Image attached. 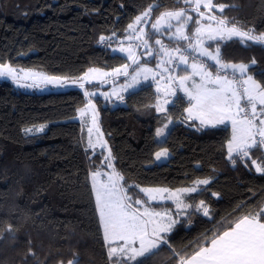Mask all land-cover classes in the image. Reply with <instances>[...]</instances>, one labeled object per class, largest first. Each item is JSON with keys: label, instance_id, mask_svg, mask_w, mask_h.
<instances>
[{"label": "trees", "instance_id": "1", "mask_svg": "<svg viewBox=\"0 0 264 264\" xmlns=\"http://www.w3.org/2000/svg\"><path fill=\"white\" fill-rule=\"evenodd\" d=\"M156 2L159 7L150 16L151 23L163 11L188 7L181 0H0V63L68 76L81 75L91 66L115 68L125 57L99 44V38L124 36L134 18ZM213 2L225 5L221 18L264 33V0ZM192 17L186 28L189 36L197 25L196 14ZM152 40L148 33L149 43ZM177 42L185 46L184 41ZM215 42L222 63L248 65L247 72L264 85L263 44L243 43L237 37ZM86 101L77 87L37 93L0 81V264H67L72 259L78 264H110L89 178L103 167L106 156L124 178L122 183L133 186L130 193L145 200L139 187L176 189L190 187L198 179L210 180L200 186L201 191L185 197L192 205L189 223L181 219L168 234L182 255H191L206 232L211 236L217 228L224 230L261 210L264 174L248 160L231 162L228 126L186 123L188 104L183 95L177 94L164 112L156 109L152 84L127 93L115 106L96 98L103 148L95 152L87 146L85 129L76 118ZM169 120L159 140L156 129ZM161 148L170 155L158 163L154 153ZM201 200L209 208L208 217L196 211ZM29 248L34 255H27ZM169 255L165 246L144 264H168Z\"/></svg>", "mask_w": 264, "mask_h": 264}, {"label": "snow or ice", "instance_id": "2", "mask_svg": "<svg viewBox=\"0 0 264 264\" xmlns=\"http://www.w3.org/2000/svg\"><path fill=\"white\" fill-rule=\"evenodd\" d=\"M185 5L190 7H182L178 10H166L160 13L155 22L152 23V28L156 33H161L163 29L171 30L173 27L172 21H176V32L173 38L176 40H187L188 48L199 50L201 56H206L210 60H215L219 68L216 70V76L213 78L212 72L206 70V65L201 63H194L191 65L192 73L180 77V83L183 87L185 81L191 79L194 75H200L204 83L199 85L195 92L187 91L189 97V107L185 109L192 118L199 119L201 126L223 124L226 120H231L233 127L232 138L228 141V158L235 164V156H239L241 160H251L258 173L264 174V158L253 159L254 150L264 149V118H257L264 116V85L257 84L251 76L244 81L243 94L239 93L234 87L235 80H230L227 75L221 76L222 69L232 68L234 71L238 70L241 74L249 67L246 64H224L221 62L220 50L217 48L216 53L208 51L207 48H202L203 40L201 34L205 28L201 24L200 19H196L195 23L200 25L195 29V47L193 37L185 34V28L188 21L193 20L194 17L188 15L189 11H194L201 19L206 18L205 13L201 11V6L204 9L211 11L212 8L218 7L221 12L225 5L214 4L213 0H184ZM159 7L158 2L149 4L148 8L135 17L133 23L128 25V30L137 34L139 39L143 41L144 47L152 54V50L148 44V33L143 28L137 29V25L141 23H150L148 19L154 10ZM216 22L218 27L213 28L208 25L210 32L208 39H216V35H220L221 39L224 35L230 38L232 36H240L245 39L253 40L257 43H264V33L259 35H252L253 29L244 31L241 29L239 22H232L228 18H221L217 20L216 16L207 17ZM229 25H231L229 27ZM101 41L105 37L101 36ZM157 45L161 46V51L167 54L166 46L161 40L155 41ZM121 51L125 49L121 48ZM180 52V48L175 49ZM129 59L133 63H137L138 58L129 50ZM179 61L181 64H187L188 57L180 52ZM171 63V60H169ZM252 63H255L253 60ZM128 65L122 68L113 69L116 75H128ZM157 68L161 65L157 64ZM179 65H177V68ZM168 71L167 68L164 69ZM23 70L12 68L10 65L0 63V77L10 76L14 83L19 84L21 79L33 80L39 78L46 83L56 84L61 87L65 86L68 81L60 77H49L41 73H20ZM97 69H90L89 72H96ZM141 71L148 73L153 70L150 68H142ZM107 75V74H105ZM88 73H85V77ZM163 78V76H161ZM83 79V77L81 78ZM135 80L136 77L134 76ZM147 79V76H145ZM75 82V81H74ZM91 82L90 80L88 81ZM171 82V78H170ZM251 82V83H249ZM214 85L208 87L207 85ZM21 87L39 86L38 84H21ZM80 84V87H83ZM131 87V85H129ZM159 92L160 89L157 88ZM89 93L85 91L87 97ZM246 100L247 104L241 106V101ZM168 103V101H165ZM235 105V111H233ZM260 106L259 108L257 106ZM251 108V113L248 112V107ZM94 108V106H92ZM157 111H163L162 108L157 107ZM240 113H244L241 118ZM96 122V116H93V123ZM167 125H165V128ZM43 128L36 129L42 131ZM98 130V129H97ZM164 128L156 129V136L164 135ZM28 131H32L29 129ZM92 129H89L91 132ZM167 150H162L156 153V158L159 160L162 156H167ZM109 161L111 157L108 158ZM247 167V163H245ZM99 173H93V190L95 191L96 210L99 217V224L103 233L104 247L106 248L107 257L110 264H144V261L158 255L163 247L170 249L168 257V264H264V208L257 213H248L238 218L234 223L230 224L226 229L221 230L217 228L209 236L206 232L204 234L203 243L197 241L198 247L191 255L181 254L170 243L169 233L173 231L174 226L178 223L177 219L173 218V214L169 211L157 212L152 210L150 204L155 201L157 197L160 199H169L175 203L177 209H187L192 205L185 204L181 193H192L201 191L199 185H208L209 179H202L193 182L192 187L180 188L171 191L167 188H140V192L144 193L147 200L140 198L138 195L131 194L130 189L133 187L129 185L126 189L120 181L124 178L116 172L115 168L109 176L107 185L101 188L96 187V176ZM167 193V195H163ZM217 195V193H212ZM240 206H238L239 209ZM196 211H203V215L208 217L210 215L209 208L205 205V201L201 200L199 204L195 205ZM222 227V226H221ZM7 231L13 234V227L7 226ZM2 238V235H0ZM12 238L15 239L14 234ZM29 243H31L29 241ZM27 255H34L29 248ZM75 257L76 254L73 253ZM61 264L63 262L61 261ZM67 264H78L76 259L68 260Z\"/></svg>", "mask_w": 264, "mask_h": 264}, {"label": "rangeland", "instance_id": "3", "mask_svg": "<svg viewBox=\"0 0 264 264\" xmlns=\"http://www.w3.org/2000/svg\"><path fill=\"white\" fill-rule=\"evenodd\" d=\"M182 2H184V0H181ZM218 6V5H217ZM188 7H190L188 5ZM145 11V10H144ZM175 11V10H173ZM201 11H203L205 13V17L204 19H201L198 14L194 11H189L188 12V15H191L192 16V13L196 14V19H200L201 20V24L205 26L202 34H201V39L203 40V44L201 45L202 48H207L208 51L212 52L213 54L216 53V50H217V47L215 46V41L218 40V39H221L220 35H216V39H208V36L210 34L207 26L208 25H212L213 28H216L218 27V25L216 24L215 21L213 20H210L208 19L207 17H211V16H216L217 17V20L218 19H221V17L219 16V12H221L219 10L218 7H214L211 9V11L207 10V9H204L203 6H201ZM150 20V17L148 18ZM156 20V19H155ZM155 20L152 22L154 23ZM190 21H188L189 23ZM152 23H142V25H138L137 26V29L139 28H143L145 30L146 33H150L152 36H153V40H152V43H149V47L151 48L152 50V54L150 55L149 54V51L146 50V48L144 46H141L140 45V42H142L141 39H139L138 35L133 33L132 31L126 30V33L124 36L122 37H115L114 35H108V36H103L105 37V39L103 41H101V37L99 38V44H103L105 45L106 47H108L110 50H115V51H120L121 53H124L126 54L125 57V62L115 68H112V69H104V68H99V67H96V66H91L89 68H87L85 70L84 73H82L81 75H78V76H68V75H60V74H50V73H46L42 70H39V69H36V68H26V67H21V66H12L8 63H3V64H6V65H10L12 68H15V69H18V70H23L20 75L23 76L24 73H41L43 75H46V76H49V77H60V78H63V79H66L68 81V83L61 87L59 85H56V84H51V83H46L44 81H42L41 79L37 78L35 80H33V78L29 77L28 79H21L20 80V83L17 84V83H14L13 80L11 79L10 76H2L0 77V81H5V82H8L10 83L14 88L18 89V90H21V91H26V92H37V93H41V92H48V91H52V90H64V89H68V88H73V87H77V88H80L84 91H87L89 93V95L86 97V104L81 107L79 110H78V114L76 116V118L80 121L81 125L84 127L85 129V132H86V139H85V142L87 144V146L92 149L94 152L95 151H98V150H101V148H103V145H102V142L99 138V134L97 132V126H96V122L93 123V116L95 115L96 118H97V112H96V105H95V99L96 98H99L101 99V101L104 102L105 105H109V106H112L114 104H122V99L120 98H115L116 96H119L121 93L124 92L125 88L128 87V82L129 79H130V83L131 81L134 82L135 80L132 79V75L138 73V76L141 74V80L142 78H144V81H142L143 83L144 82H149L150 81V76L152 75L153 72H148V73H145L143 71H141L142 68H150L152 69L151 67H149L150 64H147L146 62H142L141 61V58L143 57V59H153L155 61V57L158 56V55H161L162 57L164 56L165 51H161V46L160 45H157L155 43V41L157 39L164 41V40H168V41H184L185 43V46L183 47L185 49V54L187 57H188V62L187 64H181L180 65V61L178 60L177 63H173V74L175 75V72L177 73L178 71H182L184 70L186 66L188 67H191L189 66L192 62H195V63H201V61H195L196 59H190L191 57L189 56L190 54H193L196 58H198L197 60H202L203 63L206 65V70L208 71H215L214 68H211L209 67L208 64H213L215 65L216 64V61L215 60H210V59H207V57H201L199 56V50H193V49H190L188 48V41L187 40H176L173 38V34H175L176 32V21H172V24H173V27L171 28V30H168V29H163L161 33H156L154 31V29L152 28ZM147 25H149V30L147 28ZM188 25V24H187ZM200 25H196L195 29L197 27H199ZM231 25H229L230 27ZM187 28V27H186ZM186 28H185V34L186 33ZM195 29L193 31V34L190 36V37H193V42H194V47H195ZM242 29V28H241ZM148 30V32H147ZM150 30L152 31V33L150 32ZM244 31H247L249 29H242ZM260 33H255V32H252V35H259ZM136 36L137 40L134 39V40H130V41H125L126 38L130 37V36ZM188 35V34H187ZM128 36V37H127ZM232 37H237L239 38L243 43L244 42H247V41H253V40H250V39H245L243 37H240V36H232ZM229 38L227 36V34L224 35V38ZM130 39V38H128ZM122 42L121 44H119V42ZM121 45L119 47L125 49V51H121L120 49L121 48H116L115 45ZM264 45V43H261ZM207 45H210V47L212 49H210ZM179 46V45H178ZM214 47V48H213ZM216 47V48H215ZM129 50L135 54V56L138 58L137 60V63H133L130 59H129ZM167 57H166V61L165 62H162V64L164 65H168L169 64V60H176L175 57H176V54L174 51L170 50V49H167ZM161 52V53H160ZM124 65H128V69H127V72H128V75H124V74H120V75H116L114 72H113V69H117V68H122V66ZM177 65H179V67L177 68ZM90 69H97L98 71L96 72H89ZM228 71H234L232 68H228ZM247 71V69L245 70ZM236 72L238 73V76H239V82L237 84H235V88L237 89V91L241 94H243V86H247V85H244V81L247 80V78L251 75H247L246 72H244L243 74H241L238 70H236ZM85 73H88V76L85 77ZM107 74V75H105ZM154 75H156V73H154ZM145 76H147V79H145ZM83 77V79H81ZM252 77V76H251ZM252 79L254 81H256L253 77ZM91 81L90 83L88 81ZM75 81V82H74ZM251 83V82H249ZM257 83V82H256ZM21 84H38L39 86H33V87H21L20 85ZM80 84H83L84 86L83 87H80ZM88 85V87H87ZM97 85V86H96ZM92 87V88H91ZM109 89H111V91H109ZM101 97H111L110 99L108 98H101ZM113 97V98H112ZM184 97V96H183ZM187 99H189L188 96H186ZM185 98V97H184ZM163 103H165L164 101L162 102L161 99L159 100V98L156 100L155 102V105H156V108L157 107H160L162 108L163 110H165V106L163 105ZM247 104V101L246 100H242L241 101V106H244ZM94 106V108L92 107ZM258 108L260 107L259 105L257 106ZM233 111H235V105H233ZM248 112L251 113V108L250 106L248 107ZM186 116H189V114H187ZM244 116V113H240V117L242 118ZM193 118V117H192ZM261 118H264V116H260L257 118V123L259 122V119ZM170 122V120L168 121ZM186 123H189L188 120H185ZM224 123H227V121H225ZM216 125H220V124H216ZM207 126V125H205ZM92 129L91 132H89V129ZM161 128H164L165 127H161ZM165 132H166V129L164 130V135H165ZM160 136V137H157L159 140H161L163 138V136ZM232 135H233V131H232ZM162 150H165V148H161L159 150H157L155 153H154V161L155 162H163L165 160L168 159L169 157V152H168V155L167 156H162L159 160H157L156 158V153L157 152H160ZM261 150V151H260ZM260 150H254L253 152V159H257L258 157H260V155H264V149H260ZM262 153V154H261ZM109 156H106V160H105V164L103 165V167H99L97 168L96 170L92 171L89 175V178H90V183H91V187H92V192H93V197H94V202H95V206H96V199H95V191L93 190V179H92V174L93 173H99V175L96 176V187L97 188H101L102 186L104 185H107L108 183H110L109 181V176L112 174V170L114 167L113 165V162H112V159H110L109 161ZM236 160H241L238 158V156H235L234 154V157H233ZM249 162H251V160H248ZM232 162V160H231ZM241 162H244V160H241ZM252 165V163H251ZM253 166V165H252ZM254 170H256L255 166H253ZM116 170V168H115ZM117 173H119L117 170H116ZM121 176V175H120ZM120 184L124 185L122 183V180L120 181ZM125 186V185H124ZM194 186V185H193ZM201 186V185H199ZM125 188L127 189V187L125 186ZM140 188H144V187H139V191H140ZM146 188H152V189H157V188H154L152 186H149V187H146ZM171 191H175V190H171ZM142 193V192H141ZM143 196L145 195L144 193H142ZM187 194V193H185ZM163 195H167V193H164ZM182 197H183V200H184V193H181L180 194ZM146 200H147V197L145 196ZM163 202H166V203H170V206H165V207H161V208H154V207H151L152 210L154 211H157V212H165V211H169L173 214V218L174 219H177V221H180L182 219L183 222H186V223H189V220H186L187 218V212L190 208H187V209H184V208H181V209H177L175 203H173L172 200H169V199H160L159 197H157V199L155 201H152L151 203H163ZM184 203L185 204H188L187 202H185L184 200ZM199 204V203H197ZM262 208H264V205L262 206ZM202 215H203V211H199ZM186 220V221H185Z\"/></svg>", "mask_w": 264, "mask_h": 264}, {"label": "crops", "instance_id": "4", "mask_svg": "<svg viewBox=\"0 0 264 264\" xmlns=\"http://www.w3.org/2000/svg\"><path fill=\"white\" fill-rule=\"evenodd\" d=\"M139 15H141V14H139ZM138 16V15H137ZM134 20H135V18H134ZM134 20L131 22V23H133L134 22ZM141 25H142V23H141ZM138 26V25H137ZM128 37V36H127ZM128 38H130V39H128ZM128 38H126L125 39V41H130V40H134V39H136L137 37L136 36H130V37H128ZM137 40V39H136ZM149 42V41H148ZM177 42V41H176ZM178 43V42H177ZM189 43V42H188ZM179 44V43H178ZM122 45V44H121ZM121 45H119V44H117V45H115V47L116 48H121V47H119V46H121ZM140 45L141 46H144V44H143V41L142 42H140ZM208 46V45H207ZM209 47V46H208ZM210 49H212L211 47H209ZM214 48V47H213ZM112 52H115V53H119V54H121L122 56H126V54H124V53H121L120 51H115V50H111ZM215 54V53H214ZM199 56H201L200 54H199ZM202 58L203 57H206V56H201ZM154 59V58H153ZM163 59V60H162ZM162 61H161V63L162 62H165L167 59H166V57L165 58H163L162 57ZM208 59V58H207ZM142 60H144L143 59V57L141 58V61ZM147 60H150V59H147ZM152 60V59H151ZM195 62H192L189 66H191V65H193ZM233 64H236V65H239V64H242V63H233ZM156 65V61H154L153 62V64L152 65H149V67H153V66H155ZM180 65H181V63H180ZM185 69L184 70H182V71H178L177 73L175 72V75L173 74V76H172V78H173V82L174 83H176V84H178V85H180L181 86V83H180V77H182V76H185V75H190L191 73H192V67H188V66H186V67H184ZM208 71V70H207ZM153 73H152V75L149 77L150 78V81L149 82H142V81H144V78H142V80H141V74L138 76V73H136V74H134V75H132V79H133V77L135 76L136 77V79H135V81L134 82H132L131 81V83H130V79H129V81H127L128 82V84L129 85H131V87H129V85H128V87L127 88H125V90H124V92L123 93H121L119 96H116L115 98H120V99H122V103H123V98H124V96L127 94V93H129V92H131V91H134V90H136L137 88H139V87H141V86H143V85H146V84H150V83H152V85L154 86V89H155V92H156V100L159 98V100L161 99V101L163 102H165V101H168V103H163V105L166 107L165 108V110H163V111H160V112H164V111H166V109H167V107L170 105V104H172V102H173V99H174V97L177 95V94H181V95H183L184 97H185V100L187 101V104H188V107H189V99H187V97L186 96H188L187 95V91H192V92H195L196 91V89H197V87L199 86V85H202L203 83H204V81L202 80V78H201V76L200 75H194V76H192L191 77V79H189V80H187V81H185L184 82V84H183V87L181 86V90L180 91H178L177 93H175V91H174V89L172 88V85H170L169 83H166V82H163V81H161V80H159V79H157L156 78V75H157V73L155 72V71H152ZM212 72V75H213V78H215V76H216V71H211ZM246 73H247V75H251V74H249L247 71H245ZM154 73H156V75H154ZM220 75L221 76H224V75H227V78L228 79H230V80H232V77L233 76H235V75H238V73L236 72V71H229L228 73H220ZM252 76V75H251ZM253 77V76H252ZM134 80V79H133ZM255 82H257V81H255ZM257 84H259L258 82H257ZM208 87H214V85H211V84H209V85H207ZM234 87H235V84H234ZM157 88H159L160 89V91L158 92L157 91ZM109 91H111V89H109ZM101 98H103V99H105V98H108V99H110L111 97H101ZM113 98V97H112ZM156 102V101H155ZM156 106V105H155ZM187 107V108H188ZM157 109V108H156ZM188 114V112H186V115ZM185 115V120H188L189 121V123L191 122V121H193V122H195V123H197L198 125H200L201 126V124H200V121H199V119H196L195 118V114L193 115V118H189V116H186ZM227 121V123H223V124H220V125H226V126H228L229 128H230V132H231V134H230V139L232 138V131H233V127H232V123H231V120H226ZM169 124H170V122H168V124H166L167 126H169ZM215 126H218V125H215ZM163 127H165V126H163ZM203 127H213L212 125H207V126H203ZM161 128V127H160ZM166 130H167V127L165 128ZM166 133V132H165ZM229 139V140H230ZM228 140V141H229ZM227 150H228V143H227ZM198 180H202V179H198ZM195 181H197V180H195ZM192 186H193V184H192ZM192 186H190V187H192ZM144 188H146V187H144ZM154 188H167V187H154ZM182 188H185V187H182ZM199 188H200V186H199ZM167 189H170V188H167ZM177 189H180V188H176V189H170V190H177ZM193 193V192H192ZM187 194H189V193H187ZM187 194H185L184 193V200H185V202H187L189 205H190V203L188 202V201H186V195ZM144 197H145V195H144Z\"/></svg>", "mask_w": 264, "mask_h": 264}, {"label": "built area", "instance_id": "5", "mask_svg": "<svg viewBox=\"0 0 264 264\" xmlns=\"http://www.w3.org/2000/svg\"><path fill=\"white\" fill-rule=\"evenodd\" d=\"M121 43L122 42L120 41L119 44H121ZM162 43H163V45L166 46V49H170V50H172V51L175 52V54H176L175 59L176 60L173 59L171 61V63H169L168 65H164V64L161 63V61L163 60L162 59V56L161 55H158V56L155 57L156 65L153 66V67H151V68H152L153 71H155L157 73V75H156V78L157 79H159V80H161L163 82H166V83H169L170 85H172V88L174 89L175 93H177L178 91L181 90V86L173 82V78H172V76H173V71H172L173 70V63L174 62L177 63V61L179 60L180 52H182L183 54H185V49L180 44H178L177 42H172V41L164 40V41H162ZM177 48H180V52H176L175 51V49H177ZM189 56L191 57L190 59H192V60L193 59H196L195 61H198V62L201 61V62H203L202 60H197L198 58H196L193 54H190ZM165 57H167V54H164L163 58H165ZM157 64H160L161 67L160 68H157L156 67ZM219 67H220V65H218L216 63L214 65V70L216 71L217 68H219ZM165 68H167L168 71H165L164 70ZM228 72H229L228 71V68H226V69H222L220 73H225L226 74ZM161 76H163V78H161ZM170 78H171V82H170ZM239 79L240 78H239L238 75H235V76L232 77V80H235L236 81L235 84H237L239 82ZM150 84H152V83H150ZM118 104H114L112 106H115V105H118ZM238 158L241 159L239 156H238Z\"/></svg>", "mask_w": 264, "mask_h": 264}]
</instances>
